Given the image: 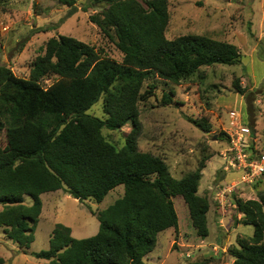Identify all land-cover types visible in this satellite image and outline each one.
I'll return each mask as SVG.
<instances>
[{
    "label": "trees",
    "instance_id": "1",
    "mask_svg": "<svg viewBox=\"0 0 264 264\" xmlns=\"http://www.w3.org/2000/svg\"><path fill=\"white\" fill-rule=\"evenodd\" d=\"M59 1L70 9L67 18L77 13L76 0ZM89 3L90 8L106 6L90 20L115 39L122 62L102 56L95 47L73 37L60 36L47 42L45 54L32 65L30 78L17 77L0 66V131L8 133L6 149L0 148V204L4 206L0 229L14 243L30 248L43 210L42 195L64 191L76 200L102 203L123 186L121 198L94 213L99 221L96 235L75 239L72 229L60 224L53 230L49 250L32 254L49 264H146L159 234L179 228L173 198H183L201 238L210 233V202L199 192L208 158L195 171L176 179L164 159L140 150L143 126L138 106L157 90L156 83L144 89L145 83L158 77L178 86L202 68L240 65L243 55L236 45L204 35L168 39L169 0ZM259 57L264 60L262 54ZM51 75L58 79L45 87L42 81ZM204 79L199 76L200 82ZM246 90L239 78L234 80L233 91L246 98L254 127L256 99ZM257 92L264 94V82ZM175 95L174 91L165 93L163 105H171ZM102 98L106 119L89 114ZM202 120L192 122L203 132H211ZM128 124L131 132L125 145L117 148L104 130L116 132ZM239 193L235 191L229 199L235 197L233 203L243 223L252 226L254 234L230 252L235 264H264V195L243 201ZM27 196L33 198L32 206L24 205ZM4 263L0 256V264Z\"/></svg>",
    "mask_w": 264,
    "mask_h": 264
},
{
    "label": "rangeland",
    "instance_id": "2",
    "mask_svg": "<svg viewBox=\"0 0 264 264\" xmlns=\"http://www.w3.org/2000/svg\"><path fill=\"white\" fill-rule=\"evenodd\" d=\"M76 5L77 13L67 18L70 9L59 0H0V66L11 69L17 77L28 79L36 58L45 54L47 42L60 36L73 37L95 47L102 56L122 62L123 54L115 39L107 37L90 20L106 6L90 8L89 0H76ZM169 13L168 39L183 35L208 36L236 45L243 59L242 64L236 66L202 68L197 76L178 86L158 77L145 83L144 89L148 84L156 83L157 90L155 96L138 106L143 126L138 141L140 150L164 159L176 179L195 171L201 161L208 158L199 192L210 202V233L207 238H201L192 225L183 198H173L179 228L159 234L156 248L145 262L189 264L208 260L210 264H235L230 249L238 246L241 240H250L254 228L243 223V215L233 203L235 197L233 201L229 197L239 191L238 198L243 201L259 200L264 195V178L253 186L238 184L233 189L241 177L238 171L224 170L228 165L225 156L228 154V133L232 130V113H235L239 125L255 130L256 144L264 151V94L257 92L264 82V60L259 57V54L264 57V0H169ZM200 75L205 77L203 82L199 80ZM237 78L247 87V95L256 99L254 127L250 125L246 98L233 91V82ZM57 79L51 75L42 84L48 87ZM171 91L176 93L173 103L164 106L163 95ZM89 114L107 118L103 98ZM200 119L206 120L211 132H203L192 122ZM131 129L128 124L116 132L104 130V135L121 148ZM222 133L226 137H222ZM7 145L8 133L1 130L0 148L6 149ZM222 192L223 196L218 199L220 196L217 195ZM123 194L124 187L120 186L102 203L93 200L80 202L64 191L42 195L43 210L30 248L14 243L5 230L0 229V256L4 258V264H49L32 253L49 250L57 225L71 228L75 239L90 238L99 230L94 213L107 209ZM216 199L221 201L223 208ZM24 205L32 206L33 198L25 197ZM3 208L0 204V212Z\"/></svg>",
    "mask_w": 264,
    "mask_h": 264
},
{
    "label": "built area",
    "instance_id": "3",
    "mask_svg": "<svg viewBox=\"0 0 264 264\" xmlns=\"http://www.w3.org/2000/svg\"><path fill=\"white\" fill-rule=\"evenodd\" d=\"M230 122L232 130L228 133V154L225 156L228 160V165L224 170L226 172L238 171L240 173L241 179L236 182L233 189L238 184L250 187L264 178V151L256 145L253 129L247 125H239L235 113H232ZM229 191L231 192V188ZM223 194L224 192L219 193L217 196H223ZM218 201L221 204V201ZM222 207L224 206L222 205Z\"/></svg>",
    "mask_w": 264,
    "mask_h": 264
},
{
    "label": "water",
    "instance_id": "4",
    "mask_svg": "<svg viewBox=\"0 0 264 264\" xmlns=\"http://www.w3.org/2000/svg\"><path fill=\"white\" fill-rule=\"evenodd\" d=\"M253 132L255 133V130H253ZM79 201L81 202L82 200H81V199H79Z\"/></svg>",
    "mask_w": 264,
    "mask_h": 264
},
{
    "label": "clouds",
    "instance_id": "5",
    "mask_svg": "<svg viewBox=\"0 0 264 264\" xmlns=\"http://www.w3.org/2000/svg\"><path fill=\"white\" fill-rule=\"evenodd\" d=\"M253 134H255L254 132H253ZM254 136V135H253ZM257 145V144H256Z\"/></svg>",
    "mask_w": 264,
    "mask_h": 264
}]
</instances>
